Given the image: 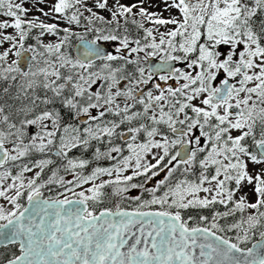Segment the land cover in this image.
<instances>
[{"label": "snow or ice", "instance_id": "1", "mask_svg": "<svg viewBox=\"0 0 264 264\" xmlns=\"http://www.w3.org/2000/svg\"><path fill=\"white\" fill-rule=\"evenodd\" d=\"M10 246L0 264H264V0H0Z\"/></svg>", "mask_w": 264, "mask_h": 264}, {"label": "rangeland", "instance_id": "2", "mask_svg": "<svg viewBox=\"0 0 264 264\" xmlns=\"http://www.w3.org/2000/svg\"><path fill=\"white\" fill-rule=\"evenodd\" d=\"M124 2L127 3V2H130V0H124ZM152 2H153V8H155V4L158 3V0H152ZM103 14H104L105 16H107V13H106V12L103 13ZM85 15H87V13H85ZM165 15H167V13H165ZM49 22H52V21H49ZM60 26H61V27H67L68 25H67L66 23H61ZM72 28H73L74 31H82V30H84L82 27H80V26H76V25H73ZM10 31H11V30H10ZM44 40H45V42H49V41L55 42L56 37L46 36V37L44 38Z\"/></svg>", "mask_w": 264, "mask_h": 264}, {"label": "flooded vegetation", "instance_id": "3", "mask_svg": "<svg viewBox=\"0 0 264 264\" xmlns=\"http://www.w3.org/2000/svg\"><path fill=\"white\" fill-rule=\"evenodd\" d=\"M84 30H82V31H78V32H83ZM61 35H63V33H61ZM86 38H91L90 36H89V34H88V36L86 37ZM76 40H78L76 37H74L73 38V40H72V44H73V46H74V43H75V41ZM32 41H29V43H31ZM107 46V45H106ZM72 51H73V54H75L74 53V48H72ZM162 174V173H161ZM161 177V176H160ZM160 177H158V178H160ZM155 183V180L153 181V182H151L148 186H152V184H154ZM138 194V190H131L130 192H129V196H135V195H137ZM46 195H47V193H46ZM127 203V202H126ZM104 206H111V202H109V201H105V204L104 205H101V207H104ZM16 251H17V248H16Z\"/></svg>", "mask_w": 264, "mask_h": 264}, {"label": "trees", "instance_id": "4", "mask_svg": "<svg viewBox=\"0 0 264 264\" xmlns=\"http://www.w3.org/2000/svg\"><path fill=\"white\" fill-rule=\"evenodd\" d=\"M89 36L93 38L91 34H89ZM163 175L164 174L162 173L160 178H163ZM13 252H16V247H11V246L8 248L0 247V259H3L6 256H10Z\"/></svg>", "mask_w": 264, "mask_h": 264}, {"label": "water", "instance_id": "5", "mask_svg": "<svg viewBox=\"0 0 264 264\" xmlns=\"http://www.w3.org/2000/svg\"><path fill=\"white\" fill-rule=\"evenodd\" d=\"M87 39H89V38H87ZM90 39H92V38H90ZM78 43H79L78 40H76L75 43H74V46H73V48H74V53H75V48H76V46H77ZM105 46H106V45H105Z\"/></svg>", "mask_w": 264, "mask_h": 264}]
</instances>
